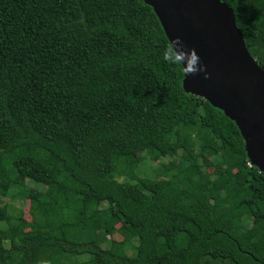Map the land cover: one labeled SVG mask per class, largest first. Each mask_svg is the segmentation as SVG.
Masks as SVG:
<instances>
[{"label": "trees", "instance_id": "1", "mask_svg": "<svg viewBox=\"0 0 264 264\" xmlns=\"http://www.w3.org/2000/svg\"><path fill=\"white\" fill-rule=\"evenodd\" d=\"M221 1L264 70V0ZM166 45L143 0H0V264H264V173Z\"/></svg>", "mask_w": 264, "mask_h": 264}, {"label": "water", "instance_id": "2", "mask_svg": "<svg viewBox=\"0 0 264 264\" xmlns=\"http://www.w3.org/2000/svg\"><path fill=\"white\" fill-rule=\"evenodd\" d=\"M171 40L194 50L203 72L186 74L185 93L220 110L238 129L250 165L264 173V70L247 50L221 0H143Z\"/></svg>", "mask_w": 264, "mask_h": 264}, {"label": "rangeland", "instance_id": "3", "mask_svg": "<svg viewBox=\"0 0 264 264\" xmlns=\"http://www.w3.org/2000/svg\"><path fill=\"white\" fill-rule=\"evenodd\" d=\"M144 160L142 161L141 165H140V170L142 171V173L140 174L141 176H146V174H149V176H151L153 179H157V178H164V176L161 173H158V170L160 169L162 164H166L169 161H171L170 157H165V158H160L157 161H151L147 156H145L143 154ZM204 161H208L207 158L203 159ZM213 169V166L209 165L205 168H203L204 172H209L211 173ZM121 180V179H119ZM27 186L30 187H36L37 189H42L41 186L33 184L30 181H25ZM1 201L3 204H7L9 206L8 212L11 213L12 215H16L17 212H20L22 214V217L29 221L30 217L28 215V206L29 203L26 199H21V198H10V197H5V198H1ZM251 224V219L250 218H244V227H248ZM66 234L67 236H69L70 234L73 233V229L72 228H66ZM244 230V229H242ZM113 239L116 240H121V237L117 234H114L112 236ZM134 250L133 249H129L128 253L131 254Z\"/></svg>", "mask_w": 264, "mask_h": 264}, {"label": "clouds", "instance_id": "4", "mask_svg": "<svg viewBox=\"0 0 264 264\" xmlns=\"http://www.w3.org/2000/svg\"><path fill=\"white\" fill-rule=\"evenodd\" d=\"M162 60L170 66L181 67L186 70V74H196L203 72V65L199 64V57L194 54V50L186 49L179 37L171 40L170 45H166L161 53Z\"/></svg>", "mask_w": 264, "mask_h": 264}]
</instances>
